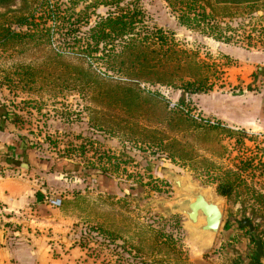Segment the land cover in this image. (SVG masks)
Returning <instances> with one entry per match:
<instances>
[{
  "label": "rangeland",
  "instance_id": "1",
  "mask_svg": "<svg viewBox=\"0 0 264 264\" xmlns=\"http://www.w3.org/2000/svg\"><path fill=\"white\" fill-rule=\"evenodd\" d=\"M47 2L31 17V31L23 27L31 36L14 47H0V104L16 127V141L26 150L53 161L55 171L64 168L63 162L73 164L63 174L86 211L81 243L89 258L94 264H235L237 254L248 257L249 230L264 232V205L257 201L264 196V135L228 127L207 114L202 103L207 95L239 93L241 86L229 81L226 72L243 61L225 50L264 49V2L256 3L251 15L243 7L216 21L229 25L228 42L182 24L180 11L167 0ZM126 6L143 12L137 30L163 28L196 52L197 60H205L213 89L188 94L135 83L109 71L95 57L101 52L87 55L91 48L86 38L98 16ZM28 66L38 69L35 82L19 80V70ZM81 69L82 84L74 79ZM57 73L63 74L61 80ZM128 88L147 97L143 108L121 99ZM170 107L179 108L188 122L178 123ZM174 174L191 175L223 197V222L208 248L199 246L198 237H188L184 215L164 211L178 195ZM224 182L235 184L229 196L218 192ZM243 216L251 219V227H241Z\"/></svg>",
  "mask_w": 264,
  "mask_h": 264
},
{
  "label": "crops",
  "instance_id": "2",
  "mask_svg": "<svg viewBox=\"0 0 264 264\" xmlns=\"http://www.w3.org/2000/svg\"><path fill=\"white\" fill-rule=\"evenodd\" d=\"M225 53L243 61L226 72L241 89L205 96L203 110L228 127L264 135V49L230 47ZM7 112L0 104V264H94L81 243L86 211L63 174L73 164L63 162L55 171L53 161L37 159L16 141Z\"/></svg>",
  "mask_w": 264,
  "mask_h": 264
},
{
  "label": "trees",
  "instance_id": "3",
  "mask_svg": "<svg viewBox=\"0 0 264 264\" xmlns=\"http://www.w3.org/2000/svg\"><path fill=\"white\" fill-rule=\"evenodd\" d=\"M170 5L180 11V22L189 28L200 29L205 34L215 39L228 42L230 36H227L226 30L229 25L222 26L216 23L221 18L230 17L234 9L235 13H240L244 7V12L248 11L250 15L254 12L256 3H263L264 0H167ZM18 2L19 6H17ZM48 4L47 0H0V8L5 11L0 12V47L7 49L14 47L16 42H22L26 36H31L28 30L33 28L34 12L37 7H44ZM231 11V12H230ZM142 10L138 7L120 8L119 11H111L107 15H99L94 27L91 28L90 35L86 38V45L91 49L87 55L95 56L107 66L108 70L120 74L135 83H144L152 85L166 86L180 89L188 94L207 92L213 89L214 84L210 82V66L205 60H197V53L181 46L176 41L172 32H167L163 28H155L140 31L136 29L137 23L141 22ZM32 17V18H31ZM17 25V26H16ZM28 30L24 31L23 27ZM102 47V48H100ZM59 54L56 53V56ZM38 69L34 67H25L20 69L18 74L20 81L37 78ZM83 70H85L83 68ZM82 69L78 71V76L74 79L84 81ZM86 71V70H85ZM91 74V72L86 71ZM211 73V72H210ZM63 74L57 73L59 80ZM27 77V78H25ZM27 82V81H26ZM185 94L181 96L180 101L184 102ZM140 89L128 88L123 92L122 100L127 106H137L143 108V99ZM175 109L174 118L178 123L186 124L188 119L179 108ZM167 111V109L165 110ZM174 113V112H172ZM167 112L166 116H170ZM9 120V113L6 114ZM167 117L164 119V121ZM133 132L136 133V130ZM142 134V133H140ZM235 184L233 182H224L218 186V192L221 195H231ZM259 200V201H258ZM258 203L264 205V196L259 195ZM240 221L241 227H251V219L243 216ZM105 236L110 238L112 235L106 232ZM250 239L248 248L250 249L248 257L242 258L237 254L235 264H264V232H258L256 227L249 230ZM109 235V236H108ZM103 235V237L105 238ZM171 238V237H170ZM145 263V262H144ZM143 263V264H144Z\"/></svg>",
  "mask_w": 264,
  "mask_h": 264
},
{
  "label": "water",
  "instance_id": "4",
  "mask_svg": "<svg viewBox=\"0 0 264 264\" xmlns=\"http://www.w3.org/2000/svg\"><path fill=\"white\" fill-rule=\"evenodd\" d=\"M173 181L177 186L178 195L164 206V211L167 214L177 212L184 215L188 237H198L201 248L210 247L223 222V197L200 184L191 175L183 177L174 174Z\"/></svg>",
  "mask_w": 264,
  "mask_h": 264
},
{
  "label": "built area",
  "instance_id": "5",
  "mask_svg": "<svg viewBox=\"0 0 264 264\" xmlns=\"http://www.w3.org/2000/svg\"><path fill=\"white\" fill-rule=\"evenodd\" d=\"M172 105H176V104H172Z\"/></svg>",
  "mask_w": 264,
  "mask_h": 264
}]
</instances>
